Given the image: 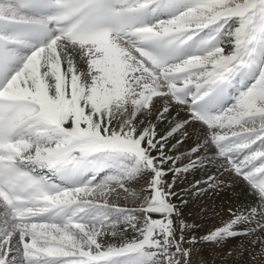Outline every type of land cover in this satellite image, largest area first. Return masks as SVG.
I'll use <instances>...</instances> for the list:
<instances>
[{"label":"snow or ice","instance_id":"snow-or-ice-1","mask_svg":"<svg viewBox=\"0 0 264 264\" xmlns=\"http://www.w3.org/2000/svg\"><path fill=\"white\" fill-rule=\"evenodd\" d=\"M205 169L188 195L251 199L197 236L173 189ZM241 239L264 264V0H0V264H190Z\"/></svg>","mask_w":264,"mask_h":264},{"label":"bare ground","instance_id":"bare-ground-1","mask_svg":"<svg viewBox=\"0 0 264 264\" xmlns=\"http://www.w3.org/2000/svg\"><path fill=\"white\" fill-rule=\"evenodd\" d=\"M160 101H157L153 112L150 115L151 121H156V112L161 106ZM173 117H175V112H173ZM180 118L183 119L184 114L181 112ZM167 128V124L160 123L158 124V131L163 133ZM191 131V129H189ZM197 136L200 135V132L197 131ZM196 139V136H193L192 139L186 140L182 145H178L177 149L172 154H179L187 151L193 143V140ZM171 143H175V140H172ZM186 161L181 160L178 163H184ZM213 169H205L200 172L188 174L185 176H181V178L176 182V186L174 187V191L177 193L176 202L179 203L181 200L187 201V205H181L184 218L189 223H196L199 225L196 231L197 236L204 235L209 228L214 225H219L222 221L227 220L229 218L228 208H238L240 205L250 202V197H247L243 194L242 186L237 184L234 188L225 189L217 196H213L211 199L208 197H202L200 200H197L195 196L188 195V191L190 190V184L194 183L196 179L204 180L206 179V174H212ZM169 181L171 180V174L166 177ZM230 179V178H229ZM132 187L139 188L140 185L138 183H133ZM121 206H129L132 207L134 204L131 201H125L122 198L117 201ZM209 206V212L207 214L201 213L199 211L202 205ZM214 208L219 215H216L213 218H209L211 216V209ZM237 240L229 241L227 245L224 246H215L208 243H199L196 245V249L194 250L195 261L197 264H253V261L250 259V253H255L260 250L259 245L255 247L251 244L250 239H246L244 246L237 244ZM240 241V240H239ZM244 241V240H243ZM188 247L187 244L184 245ZM246 246L249 248V251H246ZM227 249V250H225ZM222 252V256L220 259L216 257V253ZM219 256V255H217ZM215 259H219L216 261ZM228 261L230 263H228Z\"/></svg>","mask_w":264,"mask_h":264},{"label":"rangeland","instance_id":"rangeland-1","mask_svg":"<svg viewBox=\"0 0 264 264\" xmlns=\"http://www.w3.org/2000/svg\"><path fill=\"white\" fill-rule=\"evenodd\" d=\"M244 240V241H243ZM245 241H246V239H241L240 241L239 240H237L236 242H237V244H240V245H243L244 246V244H245ZM246 251H249V248L246 246ZM224 254V253H223ZM222 254V252H219V253H216V257H218L219 259H220V257L223 255ZM195 254H194V250H193V252H192V255H191V257H190V264H197L196 263V261H195V256H194ZM217 255H219V256H217ZM218 259V260H219ZM216 261H218L217 259H215ZM220 261V260H219ZM228 263H230L229 261H228Z\"/></svg>","mask_w":264,"mask_h":264}]
</instances>
